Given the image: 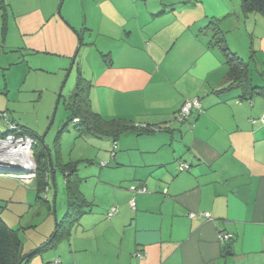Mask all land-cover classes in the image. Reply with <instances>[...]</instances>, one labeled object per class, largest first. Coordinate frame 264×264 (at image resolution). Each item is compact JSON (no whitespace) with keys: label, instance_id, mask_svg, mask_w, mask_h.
<instances>
[{"label":"crops","instance_id":"1","mask_svg":"<svg viewBox=\"0 0 264 264\" xmlns=\"http://www.w3.org/2000/svg\"><path fill=\"white\" fill-rule=\"evenodd\" d=\"M58 1L0 0L4 46L10 48V30L18 25L30 51L73 57L79 36L57 13ZM152 2L146 8L140 0H88L101 23L86 30L96 31L90 43L102 60L92 73L81 70L93 83L96 112L157 130L121 136L112 167L99 172L87 193L82 189L92 210L69 239L24 264H264V96L243 99L237 89L216 93L226 85L228 66L205 29L215 10L197 18L184 8L195 6L192 0ZM222 5L224 13L234 7L238 14L225 28L229 47L243 59L249 55L251 75L264 71V58L258 57L264 16H241L235 3ZM161 15L171 17L169 25L154 24ZM241 27L249 31L250 47L245 37L235 38ZM194 98L201 107L177 118ZM181 162L190 168L180 171ZM22 183L35 184L33 178ZM51 190L43 195L52 204ZM45 204L43 219L49 222L52 210ZM112 207L115 214L108 217ZM49 227L23 242L24 253L50 237L55 226ZM220 232L231 239L221 243Z\"/></svg>","mask_w":264,"mask_h":264},{"label":"rangeland","instance_id":"2","mask_svg":"<svg viewBox=\"0 0 264 264\" xmlns=\"http://www.w3.org/2000/svg\"><path fill=\"white\" fill-rule=\"evenodd\" d=\"M140 2V5L146 8L153 4L150 0H140ZM192 2L196 5L184 6L188 13L198 18L212 16L216 11L215 18L221 20L220 24L225 32H227L226 25L232 24L238 14L234 7L229 9L230 15L224 13L225 6L223 7L222 4L227 3L233 6L235 3L238 10L241 9V0H192ZM89 7L88 0H59L56 5L57 13L64 18V21H67L71 31L77 35L80 33L82 36L75 55L69 58L50 52L49 49L47 52L40 53L30 51L24 43L23 36L19 34L18 25H12L10 48L7 45L6 47L1 38L3 29L0 27V112L4 111L9 120L34 130L40 136L44 146L50 147L52 156L56 157V149H58L63 161L78 162L79 174L84 178L81 189L84 188L83 191L86 193L87 189L95 185L99 172L104 168L112 167L114 163L113 139L106 136L80 135L75 128V123L69 121L70 112L65 105L75 88L78 66L92 73L93 64L102 60L98 47L95 43L94 45L90 43L96 38V31L91 34L86 30L89 25L101 23L99 14L95 13L92 16ZM206 20L208 22V18ZM171 21V17L161 15L156 18L154 24L169 25ZM234 31L235 38L242 40L245 37V42L250 47L252 39L249 31H246L244 27ZM243 52L241 49L240 53L245 54ZM241 56L249 61V55ZM259 56L264 58V51L258 54ZM72 66H74L73 71H71ZM252 84L264 86V75L261 72H253ZM8 119L0 117L1 131L7 129L6 120ZM116 151H118V145ZM31 155L35 166L34 171H36L33 148ZM105 162L108 164L104 165ZM20 171L22 170L17 173L11 170L0 171V216L10 227L18 229L22 241L26 243L27 240L33 239L35 233L44 231L48 225L52 229V226L56 224V216L59 219L62 218L66 211L65 178L64 173L58 169L56 188L52 185L50 191L52 201L56 196V213L52 203L50 213L53 216L47 222L43 219L48 213L47 204L36 198L34 183L30 186L22 183L25 179L18 176L22 175L19 174L22 173ZM28 191L30 194H26Z\"/></svg>","mask_w":264,"mask_h":264},{"label":"trees","instance_id":"3","mask_svg":"<svg viewBox=\"0 0 264 264\" xmlns=\"http://www.w3.org/2000/svg\"><path fill=\"white\" fill-rule=\"evenodd\" d=\"M240 7L245 16L254 12L261 13L264 16V0H241ZM3 16V32L5 33L7 24L5 21V14ZM220 21V19L215 17H208V23L205 27V29H209L212 32L211 42L222 50L225 62L228 66L226 85L222 89L216 91V93H224L237 89L240 91V98L243 99H252L257 95L264 96V86L252 84V70L249 67L250 62L240 57L229 47L226 39V32L222 29ZM78 36L79 41H82L80 33H78ZM261 74L264 75V71H262ZM92 87V81L84 76L81 68L78 66L75 88L65 103L66 109L70 112L69 121L75 123V128L79 131L80 135H91L96 137L106 136L112 138L113 157L116 153L117 141L120 140L122 135L130 132L149 134L157 130V128L149 125H136L133 121L122 117L109 119L96 112L92 108L91 103L90 94ZM1 116L8 119L4 111L0 112V117ZM6 121L8 127L6 130H0V137H6L13 133L16 135H27L34 140L33 152L36 162V171L33 179L36 186V195L37 199L48 203L49 209L51 210L52 205L43 194L46 189H52V185L56 188L55 180L56 171L58 169L64 173L65 178L66 211L61 219L57 218L58 220L56 221L54 231L50 237L30 252L31 254L23 261L22 264H24L36 255L56 249L64 239H69L73 229L80 222L82 217L92 210V203L87 199L81 189L84 178L79 174L78 162L63 161L58 149H56V157L52 156L50 147L44 146L40 136L37 135L34 130L14 120L8 119ZM107 164L108 163L105 162L104 165ZM187 164L189 165L188 168L179 170L184 171L189 169L190 164ZM53 176H55L54 179ZM139 190L138 188L136 191L141 192ZM55 200L56 196H54V202H52L54 205H56ZM113 209V214L110 215ZM55 211L56 209L54 213ZM115 211L116 208L112 207L107 212V216H113ZM23 249V241L18 229L10 227L0 216V264H19L20 260L28 254L24 253ZM140 254L144 255L143 253Z\"/></svg>","mask_w":264,"mask_h":264},{"label":"built area","instance_id":"4","mask_svg":"<svg viewBox=\"0 0 264 264\" xmlns=\"http://www.w3.org/2000/svg\"><path fill=\"white\" fill-rule=\"evenodd\" d=\"M193 107H199V108L201 107V103H200V100L198 98L187 100L183 104V106L181 107L179 112L177 113V118H179L181 120L186 119L190 115ZM262 122H264V115L262 117ZM4 143H6V144L4 145ZM33 145H34V140L27 135H16V134L11 133L6 137H0V160L4 159L5 154L9 153L10 149H14L16 151L18 149H27V150H30V152H31ZM188 166L189 165L187 163H181L179 165V169L183 170L185 168H188ZM10 170L14 171L16 173L19 172V170H22V171H20L22 173H19L22 175H18V176L22 177L23 179H26V181H28L29 179H32L35 175V171H33L31 169L30 170H23L20 167H10L9 168V166H7V165L0 164V171H6L7 172ZM24 173H28V174H24ZM139 191H142V190H139ZM132 205H134L133 201H132ZM113 211H114V209L112 210V213H110V215L113 214ZM195 215H196V213H194V212L190 213L191 217H193ZM202 215H205L206 217L211 216L209 212L202 213ZM230 239H231V235L229 233H223V232L219 233V241L221 243H224L225 241L230 240ZM138 255L142 256V257L144 256L140 253H138ZM47 264H61V262H60V260H53V261L48 262Z\"/></svg>","mask_w":264,"mask_h":264},{"label":"bare ground","instance_id":"5","mask_svg":"<svg viewBox=\"0 0 264 264\" xmlns=\"http://www.w3.org/2000/svg\"><path fill=\"white\" fill-rule=\"evenodd\" d=\"M5 144L6 143H4V145ZM30 153H31L30 150L27 149H18L17 151L14 149H10V152L5 154L4 159H8L13 163L14 161L16 162V159L21 160L22 164H20L21 166H19L21 169L32 170L34 169L35 166L32 159V155Z\"/></svg>","mask_w":264,"mask_h":264},{"label":"water","instance_id":"6","mask_svg":"<svg viewBox=\"0 0 264 264\" xmlns=\"http://www.w3.org/2000/svg\"><path fill=\"white\" fill-rule=\"evenodd\" d=\"M0 164H3V165H7V166H10V167H19V166H21L20 164H22V162L20 161V160H18V159H16V162L14 161V163L13 162H11L10 160H8V159H2V160H0ZM33 171H34V169H32ZM55 206V205H54ZM54 210H55V208H54ZM58 219H57V216H56V221H57ZM31 253H28L26 256H24L21 260H20V262H19V264H22L23 263V261L30 255Z\"/></svg>","mask_w":264,"mask_h":264}]
</instances>
